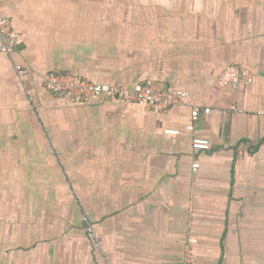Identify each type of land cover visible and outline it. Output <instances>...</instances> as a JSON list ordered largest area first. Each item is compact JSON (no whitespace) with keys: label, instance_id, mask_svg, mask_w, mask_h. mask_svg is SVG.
Wrapping results in <instances>:
<instances>
[{"label":"crops","instance_id":"obj_1","mask_svg":"<svg viewBox=\"0 0 264 264\" xmlns=\"http://www.w3.org/2000/svg\"><path fill=\"white\" fill-rule=\"evenodd\" d=\"M0 16L20 34L0 52V264H180L185 241L194 264H264V0H0ZM231 65L250 86L216 85ZM64 72L213 112L73 103L42 86Z\"/></svg>","mask_w":264,"mask_h":264},{"label":"built area","instance_id":"obj_2","mask_svg":"<svg viewBox=\"0 0 264 264\" xmlns=\"http://www.w3.org/2000/svg\"><path fill=\"white\" fill-rule=\"evenodd\" d=\"M20 34L13 29V21L8 17L0 16V52L11 58L19 42ZM13 70L23 85L24 78L28 75V70L20 65H13ZM253 73L242 66L231 65L225 67L216 80V85L220 89L227 91H238L251 85ZM43 88L55 98L69 99L73 103H87L90 100L104 98L107 101L120 102L123 105L137 104L147 111L155 113H167L175 107H188L192 121H197L200 114L209 115L213 111L210 108H201L192 102L191 95L180 89L171 86L163 87L157 81H146L137 83L131 90L124 86L94 84L71 72L49 73L42 78ZM233 114L239 110L232 108ZM222 115V111H217ZM259 116L264 118V112ZM193 126L185 128V132L190 134ZM165 134L179 135L178 130H165ZM191 146L194 150H209V142L206 139L192 137ZM198 165H193V171ZM86 232L89 238H93V232L86 219ZM180 264H194V254L188 241H185Z\"/></svg>","mask_w":264,"mask_h":264},{"label":"rangeland","instance_id":"obj_3","mask_svg":"<svg viewBox=\"0 0 264 264\" xmlns=\"http://www.w3.org/2000/svg\"><path fill=\"white\" fill-rule=\"evenodd\" d=\"M85 223V222H84Z\"/></svg>","mask_w":264,"mask_h":264}]
</instances>
